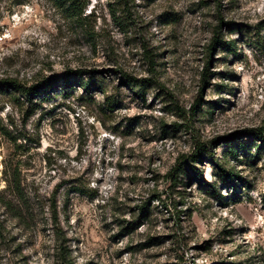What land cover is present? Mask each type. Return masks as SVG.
<instances>
[{
    "label": "rangeland",
    "instance_id": "374dc122",
    "mask_svg": "<svg viewBox=\"0 0 264 264\" xmlns=\"http://www.w3.org/2000/svg\"><path fill=\"white\" fill-rule=\"evenodd\" d=\"M87 3L0 0V79L90 80L0 90V264H264V0Z\"/></svg>",
    "mask_w": 264,
    "mask_h": 264
},
{
    "label": "trees",
    "instance_id": "16d2710c",
    "mask_svg": "<svg viewBox=\"0 0 264 264\" xmlns=\"http://www.w3.org/2000/svg\"><path fill=\"white\" fill-rule=\"evenodd\" d=\"M68 14L70 17L75 18L77 20L83 21L86 19L84 15V10L87 6V0H55ZM229 45L228 42L220 39L216 35L212 39V47L215 49H221ZM81 71H70L69 73L64 74L63 77L54 78L47 77L34 81L31 84H22L13 79H0V90H5L6 88H11L15 92L19 94L21 98H23L24 104H28L29 108H31V112H34L36 107L38 106L37 102H43L52 96V93L55 91V86L66 87L71 85L73 82H78L80 84H84L87 86L90 80H87L86 83L83 82L80 78ZM76 75H79L78 77ZM206 76V74H204ZM126 85L137 89L138 92L142 93L144 90V86L140 83H134L131 77L128 75L125 76ZM19 101V99L16 98ZM16 104V103H14ZM19 104V103H18ZM20 106V105H18ZM3 132L7 134V131L2 128ZM15 192H18V184L14 182ZM0 205L7 210L9 214H11L14 218L19 217V213L12 203L11 200L7 199L4 195L0 194ZM141 212L143 215H147L148 209L142 208ZM54 218L56 219V211H53ZM3 226L0 221V227ZM64 261L66 257L62 258Z\"/></svg>",
    "mask_w": 264,
    "mask_h": 264
}]
</instances>
